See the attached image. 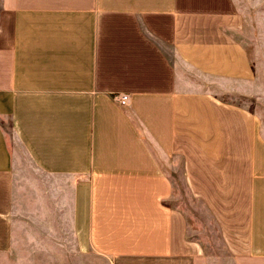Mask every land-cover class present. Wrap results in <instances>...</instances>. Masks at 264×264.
I'll return each mask as SVG.
<instances>
[{"label":"crops","instance_id":"obj_1","mask_svg":"<svg viewBox=\"0 0 264 264\" xmlns=\"http://www.w3.org/2000/svg\"><path fill=\"white\" fill-rule=\"evenodd\" d=\"M263 60L264 0H0V264H264Z\"/></svg>","mask_w":264,"mask_h":264},{"label":"rangeland","instance_id":"obj_2","mask_svg":"<svg viewBox=\"0 0 264 264\" xmlns=\"http://www.w3.org/2000/svg\"><path fill=\"white\" fill-rule=\"evenodd\" d=\"M257 60H259V58ZM259 63L261 65L260 69H264V60H263V62L260 61ZM257 69H258V67H257ZM256 77H257V86H258V88H260L262 86V84L264 83V80H263L264 79V73L259 72ZM222 98L226 102H234V103L239 104L240 106H243L246 108L250 107L251 110H254L258 114H260L264 120V97L263 96H257V98H255V103H252V104H251V102H250V104L247 103V99L240 97V96L234 97L232 95H225ZM156 149L161 155L162 154L161 151L158 150L157 147H156ZM161 158L165 164H168V162L163 159L162 155H161ZM180 163H182V162L177 161L178 166L181 165ZM173 180H174L173 202L175 205L179 206L180 208H182L187 213V216L190 218L192 226L196 228V229L191 230V234H193V236L196 238H200L204 242V244L209 243L211 241V238H210L211 234H210L209 230L204 231L206 233L197 230L198 228L203 230V226L200 225L201 222H200L199 218L197 216L193 215V211L191 208L194 209L195 206L199 205V203H197L195 200H193L190 197L189 193L187 192V189L185 187V183L183 181V176L180 173V171L174 175ZM210 229L214 230L213 228H210ZM209 234H210V236H209ZM211 237H213V239L215 240V239H217V234L214 233L213 236H211ZM217 245H218L219 249H221L220 243H217ZM211 249L209 250V254L213 255L215 252L211 251Z\"/></svg>","mask_w":264,"mask_h":264},{"label":"built area","instance_id":"obj_3","mask_svg":"<svg viewBox=\"0 0 264 264\" xmlns=\"http://www.w3.org/2000/svg\"><path fill=\"white\" fill-rule=\"evenodd\" d=\"M115 100H117L121 105H127L129 101V95L127 94H117L115 95Z\"/></svg>","mask_w":264,"mask_h":264}]
</instances>
